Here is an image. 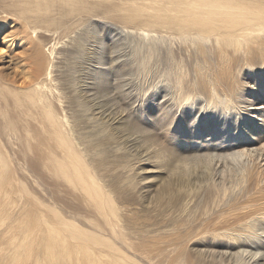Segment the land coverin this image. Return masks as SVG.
I'll return each mask as SVG.
<instances>
[{
    "label": "bare ground",
    "instance_id": "obj_1",
    "mask_svg": "<svg viewBox=\"0 0 264 264\" xmlns=\"http://www.w3.org/2000/svg\"><path fill=\"white\" fill-rule=\"evenodd\" d=\"M15 33L25 57L0 55V264L263 261L264 0H0L1 44ZM127 71L145 81L135 107ZM151 160L165 171L147 197Z\"/></svg>",
    "mask_w": 264,
    "mask_h": 264
},
{
    "label": "rangeland",
    "instance_id": "obj_2",
    "mask_svg": "<svg viewBox=\"0 0 264 264\" xmlns=\"http://www.w3.org/2000/svg\"><path fill=\"white\" fill-rule=\"evenodd\" d=\"M9 21H13L12 22V25L14 24H17V20L16 19H9ZM108 25L110 26V29L113 31V33H117V31L116 30H118L117 29V25H115V23H112V24H109L108 23ZM116 29V30H115ZM98 34H99V31L97 32ZM17 33H15V34H13L12 36H10V38H14V41L10 44V43H7L6 45L4 44H1V40H0V47L2 48V51H0V55H2V53H6V54H8L9 53V50H10V52H11V54H14V56H18L19 58H24L25 57V55L27 54L26 52H25V50L23 49V47L22 46H18L17 45V43L15 42L16 41V38H17ZM11 40V39H10ZM11 42V41H10ZM116 47V48H115ZM119 46H118V44H113V48H112V53L113 54H115L116 53V50L117 49H119L118 48ZM16 54V55H15ZM65 57L66 58H68L69 56L68 55H65ZM6 59V58H5ZM4 59V60H5ZM3 65H4V63H3ZM6 65V64H5ZM6 67H9V66H7L6 65ZM131 69V68H130ZM119 75V73L117 74V73H115V71L113 72V78L112 79H115L117 76ZM12 76H16V78L18 77L16 74H12V75H10V77L12 78ZM132 76V77H131ZM137 76V75H136ZM132 72L130 73V72H128L127 71V75H126V77H127V79H126V84H125V87H124V90H123V92H121V94L123 93V95H121V96H119L120 94H118V90L116 91L115 89H117V88H115V84L113 83L112 84V87H111V90H109V92H111L112 94L111 95H113V98H115V99H119V97H122V99H126V103H129V104H131V103H136V104H132V106L133 107H135L137 104H138V102H136L139 98L138 97H141V94H142V92H140V91H142V89H143V87H144V82H143V84L141 85V81L139 82V79L140 80H142V76H140V77H136ZM153 77H155V75L154 76H152L150 79V82H151V84H153L154 82H155V80H154V78ZM131 78H133L132 80H131ZM135 78L136 79H138V80H135ZM23 78L21 77H19V79L18 80H16L15 79V82H16V84L17 83H20L21 82V80H22ZM136 82H135V81ZM132 81V82H131ZM245 81H247L248 82V80H245ZM251 85H253L254 87H256V89H259V86H260V83L259 82H255V81H252V82H249ZM134 84V85H133ZM137 86H136V85ZM139 85V86H138ZM133 89H132V88ZM138 88V89H137ZM110 89V88H109ZM139 89H140V91H139ZM139 92H138V91ZM264 90V89H263ZM133 91H136V92H133ZM257 93L256 94H259L260 92H259V90L258 91H256ZM127 95H126V94ZM129 93V94H128ZM132 93V94H131ZM135 93L136 94H139V95H136L135 96ZM118 94V95H117ZM132 96H131V95ZM134 94V95H133ZM117 96H119V97H117ZM130 96V97H129ZM132 98V99H131ZM140 100V99H139ZM131 102V103H130ZM132 111H134L133 109H132ZM154 113H151V115H153ZM155 117H157L156 115H154ZM153 116V117H154ZM134 119V118H133ZM134 121H135V119H134ZM137 122V121H136ZM137 134V133H136ZM215 142V141H214ZM178 144V143H177ZM159 164H153V161L151 160L150 161V163H148V164H143L142 166L144 167V168H146L147 169V171L146 172H144V174H143V176L144 175H146L145 177H146V180L148 179V182H147V184L146 185H148V183H149V185L148 186H145V190H146V193H147V197H149V196H153V194H154V190L157 188V186L159 185V182H160V180L162 179V178H164V169H163V167L160 165V166H158ZM161 167V168H160ZM156 168V169H155ZM151 169V170H150ZM159 170V171H158ZM260 169H257V167H253V168H251V172L254 174V176H253V178H252V180H249V182H247L245 185H247L248 187H249V183H250V181H253L254 179H255V177H256V175L257 174H259L261 171H259ZM157 172V173H156ZM163 174H162V173ZM229 174H235L236 173V171L234 170V169H232L231 167H229V170L227 171ZM262 175V174H261ZM155 176H157V178L155 177ZM149 177H150V179H149ZM156 180H154V179ZM233 183V182H232ZM232 183H230L229 185H232ZM263 186V188H264V184L262 185ZM148 187V188H147ZM148 189V191H147V189ZM151 190V191H150ZM153 190V191H152ZM150 192H152V193H150ZM223 194H225V193H221V194H217V196L221 199V200H230V199H232V198H234L235 200H237V201H241L240 199H249L250 198V196L247 194L246 196H241L240 194H231V193H229V192H227L225 195H223ZM255 197H257V196H264V189H262L261 191H257L256 193H255V195H254ZM146 197V198H147ZM240 198V199H239ZM251 199V198H250ZM149 200V199H148ZM151 200V199H150ZM252 200V199H251ZM134 201V204H132V205H130L131 207H134V208H132V210H135V211H137L138 212V210H139V206H138V204L136 203V200H133ZM262 201H264V199L262 200ZM136 203V204H135ZM130 207V208H131ZM138 209H137V208ZM196 209H194V210H192V212L194 213V211H195ZM198 213V211L196 212V214ZM139 215H140V213H139ZM0 227H1V225H0ZM4 227V226H3ZM2 227V228H3ZM1 229V228H0ZM2 231H0V233H1ZM191 242H192V240H191ZM188 253L189 254H191L189 251H188ZM243 254H245V258L244 259H246V260H248V264H264V255H263V261H257V262H255V259H253L251 256H250V254L249 253H243ZM256 256H258V255H256Z\"/></svg>",
    "mask_w": 264,
    "mask_h": 264
},
{
    "label": "snow or ice",
    "instance_id": "obj_3",
    "mask_svg": "<svg viewBox=\"0 0 264 264\" xmlns=\"http://www.w3.org/2000/svg\"><path fill=\"white\" fill-rule=\"evenodd\" d=\"M0 51H2V49H0Z\"/></svg>",
    "mask_w": 264,
    "mask_h": 264
}]
</instances>
